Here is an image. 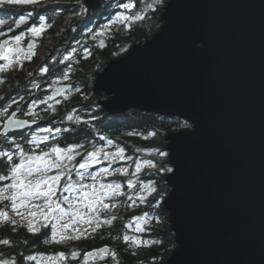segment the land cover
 <instances>
[{"label":"water","instance_id":"obj_1","mask_svg":"<svg viewBox=\"0 0 264 264\" xmlns=\"http://www.w3.org/2000/svg\"><path fill=\"white\" fill-rule=\"evenodd\" d=\"M161 17L97 72L94 92L109 114L192 123L167 136L163 209L177 247L165 264H264V0H168ZM57 87L52 99L70 89Z\"/></svg>","mask_w":264,"mask_h":264},{"label":"trees","instance_id":"obj_2","mask_svg":"<svg viewBox=\"0 0 264 264\" xmlns=\"http://www.w3.org/2000/svg\"><path fill=\"white\" fill-rule=\"evenodd\" d=\"M132 3L133 8L125 13V9L119 5ZM154 0H107L99 9L90 12L89 18L82 21L74 19L82 7L81 4H73L68 0H60L57 3L43 2L32 6H11L0 8V19L14 21L21 14L27 16L29 12L36 14L31 16L27 25L38 21L40 16H45L52 24L49 30L40 35L38 46L35 48L34 56L24 62L23 69L17 75L12 72L2 75L3 82L0 85V131L2 121L11 114L13 110L21 105L26 106L27 111L32 107V101H37L34 112L40 114L41 119L30 128L11 132L5 141L0 136V151L14 148L12 141L15 140L26 149L25 143L34 133L40 132L42 128H61L59 136L48 142L49 145L58 143L61 147L72 144L84 145L79 149L82 153L77 156L75 163H79L83 154L96 148L103 147L107 151H115L122 147L125 156L131 159L117 160L109 164L107 160H101L92 166L89 172H98L104 167L128 168V175L119 172L111 176L103 177L104 182H117L122 185L124 195L114 200H106V203L116 204L108 212H101V219L115 216L111 224H103L91 235L82 236L80 239H69L63 243H55L50 240V229H42L39 234L27 231L26 226H13L7 221L0 224V240L9 239L12 243L3 245L0 243V254L4 258H15L18 264H40L38 258H46L48 255L64 252L67 259L62 264H165L173 255L177 245L174 241V233L171 229L169 213L163 209V202L171 191L166 183L169 172L159 171L161 167L171 168L169 164V153L167 151V136L173 132L192 127V123L180 117H167L160 114L145 113L131 109L123 114H109L105 112L99 101L106 98L105 93L98 95L94 92L96 74L103 71L107 64L123 56L130 46L135 43L145 42L156 34L163 25L162 14L165 10L167 0L159 5L149 8ZM13 11H20L19 16H14ZM119 13L129 15L143 14L142 21L121 22L115 20ZM35 22V23H36ZM47 22V23H48ZM97 24L93 28V25ZM77 26L79 29H77ZM20 29V27H19ZM95 37V39H94ZM72 49H76L72 53ZM88 49L90 55L85 54ZM70 57L65 60L64 57ZM47 66L49 71L41 73L40 68ZM68 79L64 80V74ZM27 74H31L28 77ZM33 80L31 82H26ZM39 87L34 88L33 84ZM70 85V89L61 94L59 98L49 100L52 96L53 87L56 85ZM7 86L10 87L8 91ZM79 89V91H77ZM21 97L24 99L21 100ZM45 100L46 104L39 101ZM15 102V103H14ZM49 105L56 108V112H45ZM67 115H79L81 123L75 124L66 119ZM31 119V116L28 117ZM87 121V123H84ZM189 125V127H185ZM132 133V135H129ZM154 133V135H153ZM103 137L104 139H101ZM111 139L113 145H108ZM43 147V145H42ZM165 152L166 156L159 153ZM151 161L156 165L150 168L144 165L142 171L133 176L137 162ZM18 162V161H17ZM9 165L0 160V175H8ZM87 175V173H86ZM73 179L78 177L73 174ZM133 179L135 188L127 186V180ZM8 181L0 182V187ZM63 183V181H62ZM151 183L157 188V192L148 196L145 201L136 199L135 203L129 199L135 197L141 184ZM59 194V193H58ZM41 201H37L40 203ZM0 210L8 212L9 217L14 214L10 209V202H0ZM136 217H140L137 220ZM146 217V218H145ZM137 228L142 229L137 231ZM88 231L91 229L88 227ZM67 235H73L71 230ZM138 237L142 243L135 244L131 241L125 242L123 237ZM107 246L109 251L100 253L101 247ZM96 254L86 258L88 252ZM75 252V258L72 253ZM28 255H36V261L27 260Z\"/></svg>","mask_w":264,"mask_h":264},{"label":"snow or ice","instance_id":"obj_3","mask_svg":"<svg viewBox=\"0 0 264 264\" xmlns=\"http://www.w3.org/2000/svg\"><path fill=\"white\" fill-rule=\"evenodd\" d=\"M40 3L41 0H0V8L6 6L39 5ZM160 3H162V0H154L148 7L153 8ZM119 6L125 9V13L134 7L132 3L128 2L122 3ZM83 12H87V9H82ZM125 13H119L115 20L110 21V23H115L116 21L129 22L130 26V22L142 21L145 18L143 14L129 15ZM32 15L33 13L31 12L27 16L21 14L14 21L15 26L19 28L21 25L27 23ZM9 23L10 21L8 20L0 19V25ZM49 26L47 18L40 16L39 23L30 26L25 32H21L9 39L0 40V60L11 62L10 58L13 55L19 58L20 54L24 52L20 44L25 36L39 37L46 27ZM9 31H11V28H9ZM0 35H3V33H0ZM34 42V39L30 41L29 52H31V44ZM13 44L16 46L13 47ZM76 51V49H72V53ZM84 51L86 55H90L88 49ZM30 58L28 57V59ZM64 59L68 60L70 57L66 56ZM4 68L5 65L0 64V71H3ZM39 71L47 73L49 69L45 66L40 68ZM68 78V74H64L63 79L67 80ZM33 87L37 88L39 85L34 83ZM63 91L64 89L61 87L55 89V93L57 94ZM52 98V96L48 97L49 100ZM23 99L21 97V100ZM39 103L46 104L47 102L41 100ZM36 104L37 101L33 100L32 107L28 109L31 119L17 118V112L20 111L19 108L13 111L11 115H8L7 119L3 122L2 131H0V136H3L5 141L8 140L10 134L15 135L10 130L21 129L43 118L38 112L33 111ZM44 111L54 113L56 112V108L49 105ZM66 119L75 124L81 123L82 120L79 115H67ZM84 123H87V121H84ZM185 127H189V125H185ZM62 131L65 130L58 127H45L25 141L27 145L34 147L26 149L20 143L13 140L12 144H14V148L9 145L11 150L0 151V160L5 161L9 165L8 175H0V182L8 181V183H4L0 187V202L9 201L11 211L15 214V217H19V220L10 218L8 212L4 210H0V218L13 226L24 223L26 224L27 231L34 235L39 234L42 229H46L49 225H52L50 240L55 243H63L69 239L78 240L82 236L91 235V233H95L97 229L102 227L103 224H111L116 219L115 216H111L102 220L101 212H108L116 207V204H109L105 201L109 199L114 200L116 197L124 195L122 185L117 182H104L102 178L111 176L115 172L127 176L128 168L111 169L110 167H104L98 172H89L88 170L93 165L100 163L102 159L109 161L110 165L116 163L117 160L131 159V157L125 156V150L122 147L116 148L115 151H107L103 147L96 148L93 145V150L84 153L82 160L77 164L75 163L76 157L82 155L79 149H83L84 145L72 144L61 147L58 143L48 144L54 137L59 136ZM129 135H132V133H129ZM101 139L104 138L101 137ZM107 144L111 146L113 145V141L109 139L107 140ZM159 154L161 156L167 155L165 152H160ZM144 165H148L150 168L156 167L151 161L137 162L133 176L140 173ZM158 170L173 171L171 168L163 167ZM73 174L78 179L74 180ZM127 186L135 188L136 183L133 179H128ZM156 192L157 188L153 184L144 183L140 185L135 197L130 196L129 199L133 203H135L136 199L145 201L148 196ZM37 201L41 202L37 203ZM136 219L140 220L141 218L136 217ZM81 223L88 225L91 232L88 231V228L82 229L79 227ZM69 230H71L73 235H67ZM141 230L137 228V231ZM123 240L125 242L131 241L138 245L142 243L138 237H129L128 235H125ZM0 243L9 245L12 242L9 239H3L0 240ZM98 251L104 253L108 252L109 249L105 246L101 247ZM95 254V252H88L86 258ZM71 255L75 258L76 253L73 252ZM66 259V254L59 252L58 254L48 255L46 257V264H62ZM27 260L36 261L37 256L28 255ZM0 264H18V261L15 258H4V255L0 254Z\"/></svg>","mask_w":264,"mask_h":264},{"label":"flooded vegetation","instance_id":"obj_4","mask_svg":"<svg viewBox=\"0 0 264 264\" xmlns=\"http://www.w3.org/2000/svg\"><path fill=\"white\" fill-rule=\"evenodd\" d=\"M35 22L36 21H33L31 24L27 25V28L23 27V26H20V29L17 28L15 26V24L14 25L3 26V27L0 26V33H3V35H0V40L9 39L10 37H14L17 34H20L21 32H25L30 26L38 24L39 23V19H38V21L36 23ZM48 24L50 26L46 27V29H45L46 31L49 30L51 28V25H52L49 22H48ZM9 28H11V31H9ZM33 39L35 41L34 42V46L31 48V52H29L28 51V49H29L28 45H29L30 41H32ZM39 39H41V36L35 37V38L31 37L30 35H26L25 36V38L21 41V44H20V47H22L24 49V52L22 54H20L19 58H17L15 55H13V57H11L12 65L9 67V70H8L7 73L12 72L13 75H17L18 72L21 69H23L24 62H26V61L31 59V58L28 59V57L34 56L35 48L38 46ZM12 46L15 47L16 45L13 44ZM4 63H6V61L0 60V64H4ZM29 75H31V74H27L26 76L28 77ZM25 81L26 82H31L33 80L30 81L27 78H25ZM57 86H59V84L53 87V91H52L51 95L53 94L54 89ZM18 108L20 109V111L17 112V117H19V118H28L30 116V114L27 111L26 106L24 107V105H21ZM29 108H31V107H29ZM16 110H17V108L15 110H13V111H16Z\"/></svg>","mask_w":264,"mask_h":264},{"label":"rangeland","instance_id":"obj_5","mask_svg":"<svg viewBox=\"0 0 264 264\" xmlns=\"http://www.w3.org/2000/svg\"><path fill=\"white\" fill-rule=\"evenodd\" d=\"M60 0H41V3H43V2H47V3H50V4H52V3H57V2H59ZM62 1H64V0H62ZM70 3L72 2L73 4H80V3H82L81 4V7H82V9H84V1L85 0H68ZM164 0H162V2H163ZM168 1V0H167ZM40 3V4H41ZM26 6H29V5H26ZM30 6H32V5H30ZM18 7H22V6H18ZM24 7V6H23ZM82 9H81V11L78 13V14H75V20H76V22L77 21H82V20H84V18H89V15H90V12L89 13H86V12H83L82 13ZM92 12V11H91ZM21 13H20V11H13V15L14 16H19ZM34 15H36V14H34ZM34 15H32V16H34ZM97 26V24H94L93 25V28L94 27H96ZM77 29H79V27L77 26ZM131 47V46H130ZM129 47V48H130ZM128 51V50H127ZM13 57V56H12ZM10 61H11V58H10ZM3 65H5V68H4V70L3 71H0V85L2 84V82H3V79H2V75H5V74H7V72H8V70H9V67L12 65V61L11 62H9V61H6V63H4ZM7 89H8V91H10L11 89H10V87L9 86H7ZM2 99V97H0V100ZM6 119V118H5ZM5 119L2 121V123L5 121ZM10 218H16L17 220H19V217H15V214H12L11 216H10ZM5 222V220L4 219H2V218H0V224H2V223H4ZM20 225H22V226H26V224H24V223H21ZM79 227H81L82 229H84V228H88V225H85V224H83V223H81L80 225H79ZM38 260H39V262H40V264H46V258H38Z\"/></svg>","mask_w":264,"mask_h":264}]
</instances>
